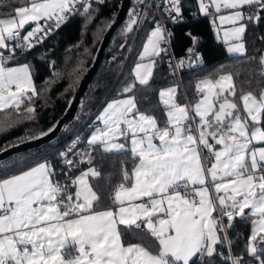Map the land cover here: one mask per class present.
Returning <instances> with one entry per match:
<instances>
[{"label":"crops","instance_id":"0c3cea01","mask_svg":"<svg viewBox=\"0 0 264 264\" xmlns=\"http://www.w3.org/2000/svg\"><path fill=\"white\" fill-rule=\"evenodd\" d=\"M70 1L29 0L15 15L0 18L5 44L10 30L36 25L66 10ZM204 1L206 10L201 12L211 14L227 54H244L246 8L258 7L261 1ZM161 37V30L154 25L138 54L132 72L141 84L153 74L161 54ZM2 47L5 45L0 43V108H5L18 104L27 91L34 93L35 86L29 65H4L1 55L7 50ZM180 94L177 83L159 90L164 126L138 111L131 95L107 102L98 112L97 123L84 144L107 152L130 150L138 159L131 185L115 189L113 204L107 208L93 210L98 195L90 180L99 176L93 166L74 177L73 208L78 213L70 217H65L56 203L46 159L1 178L0 264H167L165 257L189 264L204 249L211 253L220 240L214 196L218 200L221 195L226 201L223 207L246 197L240 216L251 217L248 253L263 248L264 91L258 97L243 94L244 118L235 109L232 119L226 118L225 125L215 129L217 101H232V77L222 74L216 80L200 81L192 110ZM191 122L208 131L200 138L203 155L188 131ZM223 129L234 137L230 142ZM178 182L184 183L187 194L174 188ZM5 203L12 208L1 213ZM129 226L156 237L162 255L139 243H125L121 230Z\"/></svg>","mask_w":264,"mask_h":264},{"label":"trees","instance_id":"16d2710c","mask_svg":"<svg viewBox=\"0 0 264 264\" xmlns=\"http://www.w3.org/2000/svg\"><path fill=\"white\" fill-rule=\"evenodd\" d=\"M135 1L132 0L131 6ZM260 1L261 5L254 7L253 13L245 19V53L229 55L213 27L211 14L202 13L196 0H179L183 21L168 25L172 31V47L176 57L186 60L181 79L190 110L198 98L196 89L199 82L204 79L216 80L222 74L232 77L233 94L230 98L241 118L244 116L240 97L245 93L258 97L264 91V0ZM120 2L91 0L85 14L68 20L42 46L28 52L14 49L12 54L19 55L4 59L5 66L29 65L35 92L27 91L18 104L0 108V151L52 128L63 115ZM28 3L29 0H0V18L15 15L18 8ZM155 19L156 13L151 10L139 31L135 28L125 30L123 21L106 50L74 124L50 144L0 162V179L46 159L56 189V203L63 215L70 217L78 213L73 208L74 177L86 167L93 166L99 172L98 177L90 180L98 195L93 210L113 204L115 189L129 186L133 181V170L138 159L132 156L130 150L103 151L96 145L84 144L86 136L78 144L82 146L81 149L77 146L66 155H61L58 149L107 102L127 95L134 97L138 111L154 117L160 126L166 124L159 90L176 81L164 58L161 54L158 56L153 74L146 84L137 82L132 72L148 32L155 25ZM6 45L7 42L4 51L10 52ZM180 98L184 99L182 92ZM219 126L220 123L212 128ZM262 126L264 128V121ZM250 218L242 215L230 221L226 235L218 224L220 240L213 246L212 252L208 254L204 249L189 264H233L232 258L235 264H264V247L255 254L248 253ZM121 235L125 243H139L151 253L162 255L157 238L143 228L123 227ZM165 259L167 264H182L170 257Z\"/></svg>","mask_w":264,"mask_h":264},{"label":"built area","instance_id":"2783aa9c","mask_svg":"<svg viewBox=\"0 0 264 264\" xmlns=\"http://www.w3.org/2000/svg\"><path fill=\"white\" fill-rule=\"evenodd\" d=\"M90 1L91 0H71L66 10L52 14L50 17L40 21L36 25H33L29 29H14L7 36V46L10 52L3 53L1 58L6 59L19 55L12 54L11 51L14 49H20L21 51L28 52L33 48L42 46L44 42L68 20L74 16L85 14L88 10ZM253 8L254 6H248L246 8L247 13H253ZM151 10H154L156 13L155 26L158 27L162 33L161 56L164 58L165 64L170 70L171 76L175 79L179 88L183 92L181 73L187 64L185 59L176 57L173 51L172 31L168 25L170 23L177 24L183 21L182 9L179 0H136L135 4L129 9L128 15L124 21L125 30L135 28L139 31L147 20ZM213 27L216 28V25L213 24ZM185 103L186 105L188 104L187 101ZM97 114L98 113H95L81 129L75 132L64 142V144L58 149V152L61 155H66L67 153L73 151L78 146L79 142L87 136V132L94 129ZM188 131L193 135L199 150L203 155L200 138L201 136L208 134L207 129L203 128L199 130L196 125L191 122L188 127ZM174 188L182 193H188L184 183L182 182H178ZM214 201L218 224L226 235V230L230 221L240 217L242 208L244 207L247 199L246 197L240 196L226 207H220L215 196ZM194 202L198 204L199 199L195 197ZM11 208L12 204H3L1 213L9 211ZM88 255L89 258H94V254L90 250L88 251ZM232 263L235 264L234 258H232Z\"/></svg>","mask_w":264,"mask_h":264},{"label":"water","instance_id":"95a60500","mask_svg":"<svg viewBox=\"0 0 264 264\" xmlns=\"http://www.w3.org/2000/svg\"><path fill=\"white\" fill-rule=\"evenodd\" d=\"M132 0H121L118 10L113 17L110 24L105 29L97 47L93 54V58L84 72L82 78L77 84L73 95L71 96L67 108L63 115L55 122L54 126L33 138L20 142L18 144L9 146L0 151V162L7 160L8 158L23 153L29 150L39 149L47 144L53 142L56 138L61 136L66 129H69L75 122L80 106L83 104L84 99L87 95V91L90 84L98 71L104 57L106 50L120 25L123 23L127 16L128 10L131 6ZM195 39V38H194ZM191 50H189L190 52ZM187 63H190L188 59ZM236 105L232 101L222 100L217 105V111L214 113L213 121L217 125L223 126L226 118L232 117ZM225 196L221 195L218 198V203L220 207L225 205Z\"/></svg>","mask_w":264,"mask_h":264},{"label":"rangeland","instance_id":"374dc122","mask_svg":"<svg viewBox=\"0 0 264 264\" xmlns=\"http://www.w3.org/2000/svg\"><path fill=\"white\" fill-rule=\"evenodd\" d=\"M196 2L199 4L198 6H200V11H205L206 10V7H205V4H206V2L204 1V0H196ZM2 30H3V28H0V43L1 44H3V45H5V39H4V37H3V32H2ZM14 30V29H13ZM13 30H10L9 31V33L8 34H10ZM4 31V30H3ZM7 33V32H6ZM8 36V35H7ZM2 48H4V47H2ZM203 88V87H202ZM181 90V89H180ZM221 93H223V90H222V88H221ZM182 92V91H181ZM183 92H184V89H183ZM182 92V94H183V96H184V102H186L187 100H186V97H185V95H184V93ZM204 96V95H203ZM202 96V97H203ZM202 97L201 98H199V100L200 99H202ZM207 98V97H206ZM186 100V101H185ZM193 107H194V105H193ZM190 108V107H189ZM189 110V109H188ZM230 119H232V118H230ZM96 124V123H95ZM234 124H235V122H234ZM241 124H243V122L241 123ZM229 134V131H228V129H223V136L225 137V138H227V140L230 142L234 137L232 136L231 137V135H228ZM250 237V236H249ZM253 241V240H252Z\"/></svg>","mask_w":264,"mask_h":264}]
</instances>
